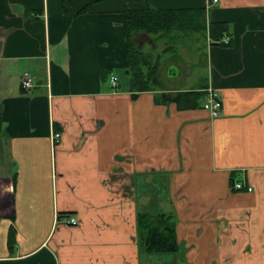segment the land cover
Segmentation results:
<instances>
[{
	"label": "crops",
	"instance_id": "crops-1",
	"mask_svg": "<svg viewBox=\"0 0 264 264\" xmlns=\"http://www.w3.org/2000/svg\"><path fill=\"white\" fill-rule=\"evenodd\" d=\"M152 8L204 9L205 30L130 35L127 16ZM136 58L156 68L150 90L134 87ZM0 116V264H145L139 190L161 180L178 264H264V0H0Z\"/></svg>",
	"mask_w": 264,
	"mask_h": 264
},
{
	"label": "trees",
	"instance_id": "trees-1",
	"mask_svg": "<svg viewBox=\"0 0 264 264\" xmlns=\"http://www.w3.org/2000/svg\"><path fill=\"white\" fill-rule=\"evenodd\" d=\"M68 1L63 2V10L66 13L68 10ZM151 13H133L128 15V26H130L131 18H134L132 24L135 28H127L130 31L145 30L149 33H158L160 30L169 32L173 29L191 30L192 31H203L205 30V12L204 9H199L195 17H191V12L187 10L181 11H162L159 9L152 8ZM181 14V15H180ZM197 25L196 27H192ZM157 26V27H156ZM138 27V28H137ZM176 27V28H174ZM210 39L213 40L214 44L223 38L226 33V26L224 23H214L208 26ZM220 45H223L219 43ZM227 46H231V40ZM131 53V51H130ZM131 58V57H130ZM136 62H132L130 65L133 71L137 72V76L132 80L135 88L139 90L147 91L150 90L149 83L144 81L146 77L152 78L156 72V68H152L150 73L143 75L135 67ZM189 100L186 102L188 107L200 103V100L204 98V94L200 91H191ZM186 96V95H184ZM185 103V102H184ZM2 119L0 116V131H1ZM136 228L139 237V250L140 253L146 254L149 257L152 256H168V255H180V246L177 241L176 233V222L173 215L158 210V206L146 210H138L136 218Z\"/></svg>",
	"mask_w": 264,
	"mask_h": 264
},
{
	"label": "rangeland",
	"instance_id": "rangeland-1",
	"mask_svg": "<svg viewBox=\"0 0 264 264\" xmlns=\"http://www.w3.org/2000/svg\"><path fill=\"white\" fill-rule=\"evenodd\" d=\"M186 47H187V44L182 43V48H186ZM196 56H198V54H196ZM199 71H200V69H198V70L195 69L193 76L195 77L196 74L199 73ZM176 73H178V75H179L180 70L177 71ZM194 77H188V76L183 75L181 81L178 79L179 81H176V82H177V84L183 85L185 87H189L190 85L196 84V83L194 84V81H195V79H193ZM197 85H200V84L197 83L196 86ZM190 87H192V86H190ZM193 87H195V86H193ZM158 88H160V86H158ZM203 99H202V101H203ZM163 182L164 181L161 180V181H158L156 183H153L150 191H147L149 188L139 190L142 192V195L140 196V198L142 200H144V202L148 206L152 205V208H154L155 206H158V210L163 211V212L168 213V214H171L176 219L175 211L172 209V204L169 201V187L165 182L164 183ZM159 199L163 200L162 204H160V202H158ZM163 209H165L166 211ZM146 256H148V255H146ZM179 259H180V255L152 256V257H149L147 259V261H145L146 262L145 264H178Z\"/></svg>",
	"mask_w": 264,
	"mask_h": 264
},
{
	"label": "built area",
	"instance_id": "built-area-1",
	"mask_svg": "<svg viewBox=\"0 0 264 264\" xmlns=\"http://www.w3.org/2000/svg\"><path fill=\"white\" fill-rule=\"evenodd\" d=\"M214 2H217V0H212ZM229 40L225 39V38H221V40L219 41V43L224 44V45H228L229 44ZM24 74L21 77V85L22 88L25 91H30L31 89H33L35 87L34 85V79H33V75L29 72H23ZM117 78L112 76L111 77V81L113 83V85L117 84L116 82ZM206 99H205V103L203 104L204 109L207 110L210 114V117L212 119H216L219 118V116L221 115V111H222V100L220 98V94L215 91V89L212 86H209L206 89ZM59 133H55L52 138H53V142L56 144L57 140L60 138ZM234 188L236 190H244L247 189L249 192L252 191L251 187L246 188L244 184L240 183V182H236L234 184ZM64 224L69 225V226H75L78 225L79 221L77 220V218L72 217V216H68L66 217L64 220Z\"/></svg>",
	"mask_w": 264,
	"mask_h": 264
}]
</instances>
